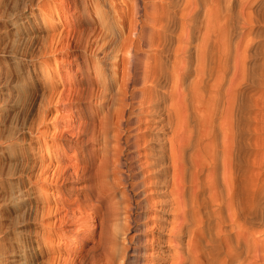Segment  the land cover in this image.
Listing matches in <instances>:
<instances>
[{"label": "rangeland", "instance_id": "374dc122", "mask_svg": "<svg viewBox=\"0 0 264 264\" xmlns=\"http://www.w3.org/2000/svg\"><path fill=\"white\" fill-rule=\"evenodd\" d=\"M128 1L0 0V264L181 259L169 240L180 211L162 210L155 156L144 140L134 145L151 123L134 120L132 147L120 154H129L121 171L139 183L141 199L128 221L130 191L113 161L119 130L105 135L99 127L121 77L114 58L106 63L113 88L88 83L101 67V45L120 27L114 6Z\"/></svg>", "mask_w": 264, "mask_h": 264}, {"label": "bare ground", "instance_id": "6f19581e", "mask_svg": "<svg viewBox=\"0 0 264 264\" xmlns=\"http://www.w3.org/2000/svg\"><path fill=\"white\" fill-rule=\"evenodd\" d=\"M114 7L120 27L101 45V67L88 83L113 88L106 63L114 58L121 77L99 127L119 130L113 161L130 191L127 220L135 221L130 212L141 199L139 183L121 171L129 154H120L132 147V122L145 117L150 134L134 145L144 140L155 156L162 210L180 211L169 237L178 242L177 264H264V0Z\"/></svg>", "mask_w": 264, "mask_h": 264}]
</instances>
